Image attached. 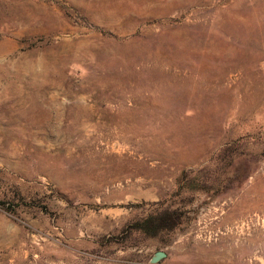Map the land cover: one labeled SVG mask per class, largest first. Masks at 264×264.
I'll return each instance as SVG.
<instances>
[{"label": "rangeland", "instance_id": "374dc122", "mask_svg": "<svg viewBox=\"0 0 264 264\" xmlns=\"http://www.w3.org/2000/svg\"><path fill=\"white\" fill-rule=\"evenodd\" d=\"M0 264H264V0H0Z\"/></svg>", "mask_w": 264, "mask_h": 264}, {"label": "trees", "instance_id": "16d2710c", "mask_svg": "<svg viewBox=\"0 0 264 264\" xmlns=\"http://www.w3.org/2000/svg\"><path fill=\"white\" fill-rule=\"evenodd\" d=\"M155 217H151V218H148L147 220H146V223H144L143 224V227H144V229H151V227H160L159 225H166L167 223L168 224H171L172 222H175L176 220L178 221V217L177 216H174L173 218H166V217H164V216H162V217H158V220H157V222H155L153 219H154ZM173 219V220H172ZM171 222V223H170ZM154 224H157V226L156 225H154ZM174 224V223H173Z\"/></svg>", "mask_w": 264, "mask_h": 264}, {"label": "water", "instance_id": "95a60500", "mask_svg": "<svg viewBox=\"0 0 264 264\" xmlns=\"http://www.w3.org/2000/svg\"><path fill=\"white\" fill-rule=\"evenodd\" d=\"M165 256H166V253L164 251L162 250L155 251L150 257V262L156 263L162 258H164Z\"/></svg>", "mask_w": 264, "mask_h": 264}]
</instances>
